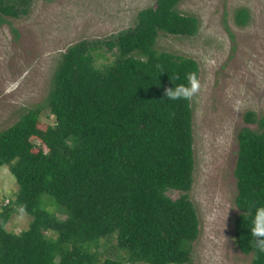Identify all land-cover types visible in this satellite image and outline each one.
Masks as SVG:
<instances>
[{
    "label": "trees",
    "instance_id": "16d2710c",
    "mask_svg": "<svg viewBox=\"0 0 264 264\" xmlns=\"http://www.w3.org/2000/svg\"><path fill=\"white\" fill-rule=\"evenodd\" d=\"M32 1L0 0V26L28 15ZM183 1L156 0L134 27L70 46L44 105L0 131V169L8 167L16 187L0 207V264H193L200 220L188 196L192 97L173 101L165 93L187 86L190 75L199 80L200 67L156 48L160 34L198 35L199 19L178 10ZM248 21L239 9L236 23ZM103 46L114 61L100 68L95 56ZM44 110L52 123L43 121ZM244 121L234 170L235 242L251 264H264L250 243L255 210L264 206V116L249 111ZM171 191L182 196L174 200ZM18 214L32 219L28 228L8 231ZM114 239L124 258L103 257L101 242Z\"/></svg>",
    "mask_w": 264,
    "mask_h": 264
},
{
    "label": "rangeland",
    "instance_id": "374dc122",
    "mask_svg": "<svg viewBox=\"0 0 264 264\" xmlns=\"http://www.w3.org/2000/svg\"><path fill=\"white\" fill-rule=\"evenodd\" d=\"M156 0H33L28 15L0 26V131L28 110L44 105L61 55L83 40L103 41L136 24L140 11ZM239 9L249 12L246 26L236 23ZM178 10L199 19L196 37L160 34L157 50L196 60L199 90L192 96L195 171L188 193L200 220L193 264H251L236 245L239 214L234 170L237 136L248 127L244 115L264 116V0H185ZM18 33V35L16 34ZM97 66L114 61L105 46ZM42 119L52 123L48 110ZM253 129L255 125L249 126ZM16 190L8 167L0 169V207ZM177 200L178 191L168 194ZM7 203V202H6ZM54 214L55 208L48 209ZM58 218L65 216L58 214ZM31 218L14 215L7 230L20 233ZM116 240L102 241L103 257L125 255Z\"/></svg>",
    "mask_w": 264,
    "mask_h": 264
},
{
    "label": "clouds",
    "instance_id": "9594fccd",
    "mask_svg": "<svg viewBox=\"0 0 264 264\" xmlns=\"http://www.w3.org/2000/svg\"><path fill=\"white\" fill-rule=\"evenodd\" d=\"M199 82L195 75H190L188 85H179L166 90L165 96L170 100L190 99L199 90ZM250 243L252 247L260 254H264V206L257 207L251 221Z\"/></svg>",
    "mask_w": 264,
    "mask_h": 264
}]
</instances>
